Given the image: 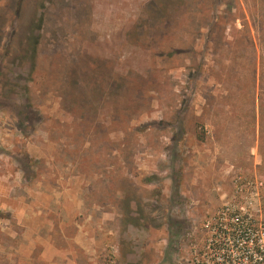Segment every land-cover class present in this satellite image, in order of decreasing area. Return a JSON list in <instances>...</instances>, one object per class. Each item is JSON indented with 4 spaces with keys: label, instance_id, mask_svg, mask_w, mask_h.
I'll return each mask as SVG.
<instances>
[{
    "label": "rangeland",
    "instance_id": "rangeland-1",
    "mask_svg": "<svg viewBox=\"0 0 264 264\" xmlns=\"http://www.w3.org/2000/svg\"><path fill=\"white\" fill-rule=\"evenodd\" d=\"M237 179L264 182V0H0V264H180Z\"/></svg>",
    "mask_w": 264,
    "mask_h": 264
},
{
    "label": "built area",
    "instance_id": "built-area-1",
    "mask_svg": "<svg viewBox=\"0 0 264 264\" xmlns=\"http://www.w3.org/2000/svg\"><path fill=\"white\" fill-rule=\"evenodd\" d=\"M264 182L237 179L178 243L180 264H264Z\"/></svg>",
    "mask_w": 264,
    "mask_h": 264
},
{
    "label": "crops",
    "instance_id": "crops-1",
    "mask_svg": "<svg viewBox=\"0 0 264 264\" xmlns=\"http://www.w3.org/2000/svg\"><path fill=\"white\" fill-rule=\"evenodd\" d=\"M143 193H146V194L148 193L149 194V192H146V191L143 192ZM150 197L151 196H144V195H142L141 196V201L138 200V201H135L134 202V200H132L134 198V195H133V197H130V195H127V200L126 201L129 203L128 204L129 207H131V206L133 207L134 206L133 205L134 203L136 204V206H138V204H141L142 205V206H140L138 208L139 213H141V217H140L141 220H144L145 219V216H144V214H145L144 213L145 212L144 211V204H146L147 202L151 201L150 200ZM137 212L136 211L134 212V208H132V211L130 212V215H131V218L132 219L129 220V225L131 227H134V222H135V220L133 218V214L134 213H137ZM189 220H190V224H192L193 222H197L196 218L192 215V212H191V216L189 217ZM68 240L66 241L67 242L66 243L67 245L64 248L62 245L58 246L56 244L57 242H55L51 238L50 239L49 238L44 239V238H41L40 237L39 239H37L35 241V246L32 249L33 252H35V250H36V255L34 257H33V255H31V257H33V261L37 262V264H70V260L69 259L71 257V254H70L71 252H70V247H69ZM40 246H42V248ZM83 254H85L84 257L86 259L85 260L86 262H87V260H92L89 257L88 254H86V253H83ZM73 258H75V257L73 256Z\"/></svg>",
    "mask_w": 264,
    "mask_h": 264
},
{
    "label": "trees",
    "instance_id": "trees-1",
    "mask_svg": "<svg viewBox=\"0 0 264 264\" xmlns=\"http://www.w3.org/2000/svg\"><path fill=\"white\" fill-rule=\"evenodd\" d=\"M20 8H21V3L19 2L18 4H17V13L16 14H18L19 15V10H20ZM37 40H35L34 41V43H33V47H36L37 46Z\"/></svg>",
    "mask_w": 264,
    "mask_h": 264
}]
</instances>
